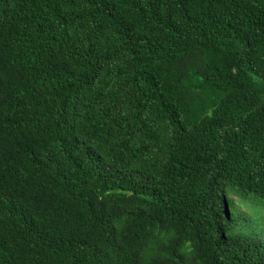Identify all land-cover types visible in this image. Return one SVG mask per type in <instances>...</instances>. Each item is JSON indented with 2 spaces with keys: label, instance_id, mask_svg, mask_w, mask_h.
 Instances as JSON below:
<instances>
[{
  "label": "trees",
  "instance_id": "trees-1",
  "mask_svg": "<svg viewBox=\"0 0 264 264\" xmlns=\"http://www.w3.org/2000/svg\"><path fill=\"white\" fill-rule=\"evenodd\" d=\"M0 264H264V0H0Z\"/></svg>",
  "mask_w": 264,
  "mask_h": 264
}]
</instances>
